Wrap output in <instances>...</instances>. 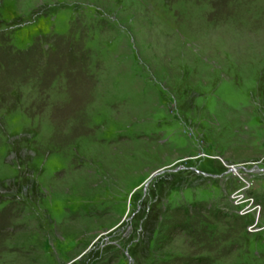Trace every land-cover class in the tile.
Returning a JSON list of instances; mask_svg holds the SVG:
<instances>
[{
	"label": "rangeland",
	"instance_id": "1",
	"mask_svg": "<svg viewBox=\"0 0 264 264\" xmlns=\"http://www.w3.org/2000/svg\"><path fill=\"white\" fill-rule=\"evenodd\" d=\"M0 264H264V0H0Z\"/></svg>",
	"mask_w": 264,
	"mask_h": 264
},
{
	"label": "built area",
	"instance_id": "2",
	"mask_svg": "<svg viewBox=\"0 0 264 264\" xmlns=\"http://www.w3.org/2000/svg\"><path fill=\"white\" fill-rule=\"evenodd\" d=\"M239 210L241 215H245L251 211L250 209H248V207H246V205H242Z\"/></svg>",
	"mask_w": 264,
	"mask_h": 264
},
{
	"label": "water",
	"instance_id": "3",
	"mask_svg": "<svg viewBox=\"0 0 264 264\" xmlns=\"http://www.w3.org/2000/svg\"><path fill=\"white\" fill-rule=\"evenodd\" d=\"M229 170L230 171H234V172H236L237 170H238V166H236V165H230L229 166ZM157 172H155V173H153L152 175H151V177L154 175V174H156Z\"/></svg>",
	"mask_w": 264,
	"mask_h": 264
}]
</instances>
